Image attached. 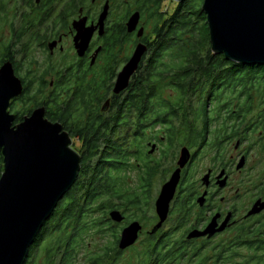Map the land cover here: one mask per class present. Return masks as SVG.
<instances>
[{
    "label": "trees",
    "instance_id": "16d2710c",
    "mask_svg": "<svg viewBox=\"0 0 264 264\" xmlns=\"http://www.w3.org/2000/svg\"><path fill=\"white\" fill-rule=\"evenodd\" d=\"M60 1L36 6L32 44L18 39L4 49L0 59V69L12 62L24 84L16 125L34 110L45 108L46 119L62 125L82 146L77 151L81 156L77 182L40 235L48 239L42 258L58 255L61 235H73V241L65 245L69 254L74 253L80 244L77 237L81 241L90 232L89 224L96 231L97 226L103 228L111 210L145 216L151 211L155 181L164 168L162 158L151 160L152 142L166 148L165 156L201 140L208 129L195 127L214 124L202 118L223 116V111L234 109L235 101L241 102L239 111L245 118L261 108L255 102H264V66L234 64L213 54L210 28L202 11L204 0L179 3L172 14L162 10L165 0L135 1V10L151 23L145 24L151 29L140 39L148 53L126 93L111 97L121 55L127 45L131 50L138 42L126 24L112 26L98 72L91 71L90 77L87 72L70 74L61 80L60 67L48 52V43L57 37ZM128 5L131 14L132 5ZM41 50L48 59L44 63L37 57ZM63 89L65 99H61ZM109 99L111 104L105 110ZM149 131L163 137L148 136ZM3 172L0 151V178ZM134 175L138 186L132 184ZM115 238L117 243L119 236Z\"/></svg>",
    "mask_w": 264,
    "mask_h": 264
},
{
    "label": "flooded vegetation",
    "instance_id": "af4514ba",
    "mask_svg": "<svg viewBox=\"0 0 264 264\" xmlns=\"http://www.w3.org/2000/svg\"><path fill=\"white\" fill-rule=\"evenodd\" d=\"M51 1L0 0V24H8L9 38L12 40L10 44H15L18 39L32 44L35 8ZM128 2L60 1L57 10V37H53L48 43V52L51 57L59 58L61 80L70 74L87 72L88 77L93 75L90 72L102 64L105 41L110 36L113 24H128L132 15L139 12L131 9L129 14ZM107 4L109 13L104 34L100 36L97 30L88 50L83 56H79L74 41L77 32L73 25L84 23L87 27L96 26ZM116 9L121 14H116ZM139 24L136 32H128L133 37L138 38L139 29L144 28L141 24H146L142 14ZM2 28L3 25H0V30ZM54 42L57 46L51 50L50 45ZM140 43L143 42L138 38L137 44L132 46L131 50L128 45L125 51L123 50L117 77ZM98 50L99 54L93 62ZM98 71L97 69L94 72ZM113 89L111 97L116 96ZM68 94L72 92H67ZM65 98L66 92L63 89L61 99ZM110 104L111 99L106 102L105 109L108 110ZM255 104L261 108L250 111L244 118L239 111L241 102L235 101L234 109L223 111V116L202 118L213 122V125L195 127L208 131L201 134V140L195 143L192 141L186 147L190 152V159L181 172L169 217L162 228H145L140 222L143 229L139 240L134 246L122 250L119 245L121 235L114 230L115 223L110 219V213L114 211L111 210L105 230L100 232L106 233V239L109 236L111 238L110 241L106 240L105 245H86V236L91 235L92 231L90 227V232L81 238L82 242L77 237L80 244L76 246L74 253L69 254L65 245V242L73 241V235H61V250L58 255H45L41 260V253L48 240L42 235L31 248L25 264H209V260L214 264L233 261L234 264H264V208L259 213L250 215L257 204L258 209L260 205H264V102ZM152 145H156L159 150V143L152 142ZM178 169L179 162L176 160L173 174ZM121 212L124 215V212ZM159 221L158 215L155 216L154 225L157 226ZM214 221L218 231L215 235L189 239L192 232H204ZM128 225L129 223H126L122 231L120 230L121 234ZM223 226L225 229L220 231ZM116 234L119 236L117 243ZM137 248L139 250H136ZM243 250L250 255L244 256L241 252Z\"/></svg>",
    "mask_w": 264,
    "mask_h": 264
},
{
    "label": "water",
    "instance_id": "95a60500",
    "mask_svg": "<svg viewBox=\"0 0 264 264\" xmlns=\"http://www.w3.org/2000/svg\"><path fill=\"white\" fill-rule=\"evenodd\" d=\"M172 1L183 3L186 0ZM202 11L207 17L214 55L224 56L234 64L264 66V0H204ZM108 13L107 4L96 26L73 25L77 32L74 41L79 56L88 50L97 30L100 36L104 34ZM140 18L141 14L135 12L126 24L130 34L137 31ZM144 33L145 29L140 28L138 38L142 39ZM56 46L54 42L50 49ZM147 53L146 44L137 45L130 61L118 74L114 95L120 96L129 90ZM98 54L99 50L93 62ZM0 76L3 77L0 151L4 160V172L0 178V264H25L47 221L76 184L81 171V156L73 149L72 138L62 125L46 119L45 108L34 110L16 125V115L11 113V107L22 96L24 84L16 75L12 62L1 67ZM156 149V145L151 146L150 154ZM189 159L190 152L184 148L179 169L163 186L156 201L160 221L155 230L162 228L169 217L181 172ZM258 206L250 215L264 208V205H260V209ZM110 219L115 224L125 221L119 210L112 211ZM142 229L138 221L128 225L121 234L120 248L126 250L134 246ZM224 229L225 226L220 231ZM217 232L214 221L204 232H192L189 239L212 237Z\"/></svg>",
    "mask_w": 264,
    "mask_h": 264
},
{
    "label": "rangeland",
    "instance_id": "374dc122",
    "mask_svg": "<svg viewBox=\"0 0 264 264\" xmlns=\"http://www.w3.org/2000/svg\"><path fill=\"white\" fill-rule=\"evenodd\" d=\"M125 1H129L128 3L132 5L131 9L133 11L136 9V7H135V1L136 0H125ZM178 4L179 3H176V2H174L172 0H165V3L163 4V9L162 10L168 11L170 14H172L173 11L176 10V7H177ZM115 12H116V14L118 13V15L121 14V12L118 9H116ZM146 24H151V23H147L146 22ZM0 25H3V28L0 30V59H1L3 57V55H4V49L10 45V42L12 40L9 38L10 28H9L8 24H0ZM141 27H146V25L145 24H141ZM150 29H151V26L146 27L145 34H147V31L148 30L150 31ZM69 46H70V44H69ZM37 57L39 58V60L42 63H44V61L46 62L48 60L46 53H44V51H42V50L38 51ZM69 59H67V60H69ZM101 61H103V60L101 59ZM53 62L55 63V65L57 67H60L59 66V58L58 57H55ZM45 65L47 66V63H45ZM122 68H123V66H121L120 70H122ZM20 75L24 76V72L22 71V73ZM51 79L52 78H50L49 80L51 81ZM18 111H22V106L18 103V100H17L11 107V113L16 115V112H18ZM154 135L158 136L159 138L163 137L162 134H158L157 132H154V134H152V131L148 132V136H154ZM72 142H73V149L74 150L78 151V150L81 149V147H82L81 143L77 139H73L72 138ZM149 150H150V148L148 147L147 151H149ZM182 150H183V148L178 147L176 150L174 149L171 153L168 152L170 154V156L167 159L166 155L168 153L165 154V156H163V154L167 152L166 148L162 147V145L161 146L159 145V150L156 149V151L153 154H151L152 155L151 160H156V159H161V158H162V160H164L163 161L164 162L163 163V165H164L163 174H161V178L159 177L155 181V186H154V191H153L154 201H153L152 209H151V211H149V213L146 216L143 215L142 213H137V212L136 213H130V212L124 213V216H125L126 219L122 223V225L120 226V225H116L115 224V226H114L115 227L114 230L119 232L118 235H121L122 228L126 225V223H129V225H130L131 223H133L135 221L143 223L145 228L152 229V228L156 227V225H154V218H155V216H157L156 206H155L156 201H157V199H158V197L160 195V192H161L163 186L172 177L173 171H174V168H175V162H176V160L178 162L180 161ZM132 184H133V186H138L139 185L136 175H134V177H133ZM95 217H96V215L94 216V218ZM92 220H93V218H92ZM92 220H90V221H92ZM89 223H92V222H89ZM89 225H91L92 231H91V235H87L86 236V241H87L86 245L87 244H91L93 246H100V245H105L106 244V240L107 241L111 240L109 234H107V237L109 236V238H107V239H106V233L105 232H102L100 234L99 229L105 230V226L103 228H99L97 226V231H96L93 228L92 224H89ZM81 250H82V248H81ZM136 250H139V248H137ZM241 252H242V254L244 256H249L250 255V253L245 251V250H243ZM248 258L249 257H247L246 259L248 260ZM42 259L43 258H41V260ZM81 259H82V254H81ZM238 261H240V260L238 259ZM241 261H242V259H241ZM234 263L235 262L233 261V262H230V263L226 262L225 264H234ZM209 264H214V262L212 260H209ZM216 264H218V263H216ZM221 264H224V263L222 262Z\"/></svg>",
    "mask_w": 264,
    "mask_h": 264
},
{
    "label": "snow or ice",
    "instance_id": "6c2138e0",
    "mask_svg": "<svg viewBox=\"0 0 264 264\" xmlns=\"http://www.w3.org/2000/svg\"><path fill=\"white\" fill-rule=\"evenodd\" d=\"M3 89V77L0 76V91Z\"/></svg>",
    "mask_w": 264,
    "mask_h": 264
}]
</instances>
